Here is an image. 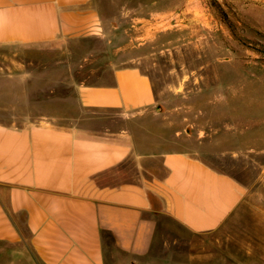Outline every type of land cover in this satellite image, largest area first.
<instances>
[{
    "label": "crops",
    "instance_id": "0c3cea01",
    "mask_svg": "<svg viewBox=\"0 0 264 264\" xmlns=\"http://www.w3.org/2000/svg\"><path fill=\"white\" fill-rule=\"evenodd\" d=\"M106 33L98 0H0L3 47ZM109 70L107 82L79 84L77 99L92 115L118 111L117 127L61 126L47 114L0 123V244L9 264H112V246L144 257L160 217L204 240L232 223L257 228L246 187L159 122L151 78L131 64Z\"/></svg>",
    "mask_w": 264,
    "mask_h": 264
},
{
    "label": "rangeland",
    "instance_id": "374dc122",
    "mask_svg": "<svg viewBox=\"0 0 264 264\" xmlns=\"http://www.w3.org/2000/svg\"><path fill=\"white\" fill-rule=\"evenodd\" d=\"M98 6L105 37L0 46V123L47 114L61 126L117 127L123 116L92 115L79 105L77 87L107 82L110 67L138 66L153 82L151 110L165 115L159 122L246 187L257 228L232 223L204 240L160 217L150 254L132 258L112 246V264H264V0H98ZM0 264H9L2 244Z\"/></svg>",
    "mask_w": 264,
    "mask_h": 264
}]
</instances>
